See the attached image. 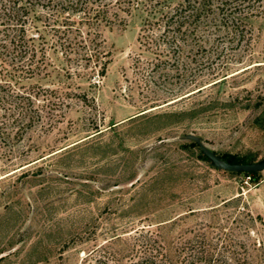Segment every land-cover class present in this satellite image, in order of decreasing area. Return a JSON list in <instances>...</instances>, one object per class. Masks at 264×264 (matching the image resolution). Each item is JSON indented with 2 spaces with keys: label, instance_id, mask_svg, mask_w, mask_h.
I'll list each match as a JSON object with an SVG mask.
<instances>
[{
  "label": "rangeland",
  "instance_id": "374dc122",
  "mask_svg": "<svg viewBox=\"0 0 264 264\" xmlns=\"http://www.w3.org/2000/svg\"><path fill=\"white\" fill-rule=\"evenodd\" d=\"M137 1L100 29L103 75L54 52L51 75L23 79L65 98L34 103L21 162L0 154V264H137L147 247L168 264L205 248L215 264H264V169L257 181L219 169L184 137L264 160V9L240 37L177 52L139 41Z\"/></svg>",
  "mask_w": 264,
  "mask_h": 264
},
{
  "label": "trees",
  "instance_id": "16d2710c",
  "mask_svg": "<svg viewBox=\"0 0 264 264\" xmlns=\"http://www.w3.org/2000/svg\"><path fill=\"white\" fill-rule=\"evenodd\" d=\"M134 4L138 6L139 2L0 0V154L10 159L6 165L23 160L11 152L17 148L15 138L26 132L34 116L42 115L39 104L33 109L34 103L41 99L52 105L62 104L65 98L59 87L25 83L23 79L51 75L55 70L54 52H60L69 64L73 58L82 67L91 63L92 70L103 75L108 59L107 53L100 50V29L122 23ZM141 4L147 15L139 28V41L174 44L172 49L177 52L184 43L199 46L209 35L240 37L244 19L264 9L262 0H176L172 4L169 0H143ZM157 50L166 52L169 48ZM190 144L198 145L192 140ZM199 155L212 164L201 149ZM219 156L230 162H254L231 155ZM235 172L258 180V170ZM215 255L214 250L205 248L193 252L192 260H186L184 255L182 259L185 264H215L218 259ZM137 264L168 262L161 247H147Z\"/></svg>",
  "mask_w": 264,
  "mask_h": 264
},
{
  "label": "water",
  "instance_id": "95a60500",
  "mask_svg": "<svg viewBox=\"0 0 264 264\" xmlns=\"http://www.w3.org/2000/svg\"><path fill=\"white\" fill-rule=\"evenodd\" d=\"M185 138L195 141L201 151L211 160L212 164L219 168L228 171H250L264 169V160L255 162H230L221 158L217 153L210 149L201 138L194 133H187Z\"/></svg>",
  "mask_w": 264,
  "mask_h": 264
}]
</instances>
